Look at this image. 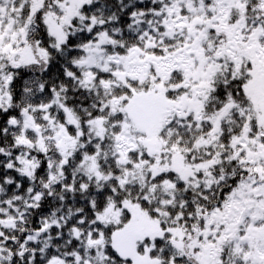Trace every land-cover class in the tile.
I'll return each instance as SVG.
<instances>
[{"label":"snow or ice","instance_id":"1","mask_svg":"<svg viewBox=\"0 0 264 264\" xmlns=\"http://www.w3.org/2000/svg\"><path fill=\"white\" fill-rule=\"evenodd\" d=\"M0 264H264V0H0Z\"/></svg>","mask_w":264,"mask_h":264}]
</instances>
